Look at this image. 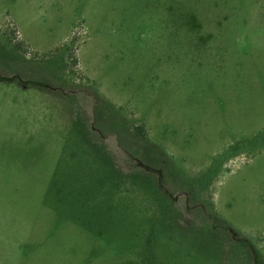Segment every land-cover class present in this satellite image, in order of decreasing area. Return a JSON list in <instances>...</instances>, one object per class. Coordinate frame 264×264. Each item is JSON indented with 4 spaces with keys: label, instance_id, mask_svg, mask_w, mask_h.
I'll use <instances>...</instances> for the list:
<instances>
[{
    "label": "rangeland",
    "instance_id": "1",
    "mask_svg": "<svg viewBox=\"0 0 264 264\" xmlns=\"http://www.w3.org/2000/svg\"><path fill=\"white\" fill-rule=\"evenodd\" d=\"M0 264H264V0H0Z\"/></svg>",
    "mask_w": 264,
    "mask_h": 264
},
{
    "label": "trees",
    "instance_id": "2",
    "mask_svg": "<svg viewBox=\"0 0 264 264\" xmlns=\"http://www.w3.org/2000/svg\"><path fill=\"white\" fill-rule=\"evenodd\" d=\"M44 89H46V88H44ZM56 93H59V94H61V95H64V94H62L61 92H58V91H55ZM134 131H135V133L139 136V137H143V136H146V130H145V127H144V125L143 124H141V125H136L135 127H134ZM107 148V147H106Z\"/></svg>",
    "mask_w": 264,
    "mask_h": 264
}]
</instances>
